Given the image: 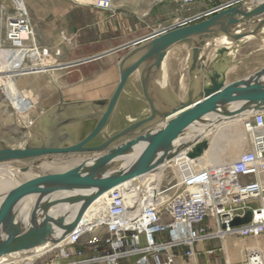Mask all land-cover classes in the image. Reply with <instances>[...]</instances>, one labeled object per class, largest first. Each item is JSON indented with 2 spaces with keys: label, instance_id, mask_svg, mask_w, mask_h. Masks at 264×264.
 <instances>
[{
  "label": "water",
  "instance_id": "95a60500",
  "mask_svg": "<svg viewBox=\"0 0 264 264\" xmlns=\"http://www.w3.org/2000/svg\"><path fill=\"white\" fill-rule=\"evenodd\" d=\"M264 33V0H233L220 6L208 16L191 18L164 28L129 45L132 48L121 58L118 67L120 79L109 98L82 102H64L50 108L40 117L41 130L23 146L14 147L0 138V163L30 162L49 154L103 153L75 163L66 170L54 171L27 181L9 204L2 216L0 227V258L17 251H25L47 243L53 229L45 221L27 231L15 224V208L20 200L48 184L64 181L89 193V204L106 191L140 175L157 169L175 154L170 151L176 137L195 119L218 102L250 101L252 109L264 107V67L249 77L228 81L230 69L237 63L235 54L250 38L262 39ZM218 39H225L219 43ZM191 43L187 58L188 83L180 96L170 85L163 84V64L169 52L178 44ZM215 56L208 61L209 54ZM134 73L139 76L143 97L148 105L147 115L133 120L114 134L108 127L126 84ZM235 113V112H234ZM39 119V118H38ZM96 124L83 138L75 139L78 128L85 121ZM162 123L160 127L157 124ZM103 141L90 144L99 136ZM142 150L131 166L113 174L100 176L98 168L122 155L134 146ZM203 151L197 148V152ZM96 156L98 157L96 159ZM89 160L95 170L82 178L80 169ZM97 168V169H96ZM251 212L237 217L233 225L247 223ZM79 218L65 227L66 235Z\"/></svg>",
  "mask_w": 264,
  "mask_h": 264
},
{
  "label": "built area",
  "instance_id": "2783aa9c",
  "mask_svg": "<svg viewBox=\"0 0 264 264\" xmlns=\"http://www.w3.org/2000/svg\"><path fill=\"white\" fill-rule=\"evenodd\" d=\"M190 7L212 0H175ZM227 4V3H226ZM12 11L6 18L5 36L0 44L11 52L8 63L31 62L28 54L35 53L38 60L51 54L50 48L36 41L35 29L26 0H12ZM97 8L111 10L113 0H96ZM203 10L198 16H208L220 6ZM191 19V18H190ZM61 54L60 49L54 56ZM32 63V62H31ZM30 63V64H31ZM54 62L51 67L58 66ZM51 67L29 68L16 71L49 70ZM14 71V70H13ZM12 70L9 71L13 72ZM0 89L5 94L3 85ZM16 110V109H15ZM250 136V147L232 162L231 179L225 175L215 179L214 169L202 168L188 173L179 181V188L163 201L156 196L152 185L135 186V204L129 201L125 182L109 190V195L97 197L93 206L104 202L105 210L95 222H80L65 235V243L50 250L19 260L0 264H177L179 252L188 259H195L197 245L217 241L218 246L207 253L225 251V240L236 235L240 238H257L264 234V107L252 110V116L244 122ZM148 174V173H146ZM144 174V176L146 175ZM224 185L219 191L216 184ZM161 194L165 192L162 190ZM101 199V200H100ZM251 212V219L241 225H233L237 217ZM98 232H103L99 236ZM246 264H264V254L258 250L244 249ZM56 252L55 255L47 257ZM21 260V261H20ZM20 261V262H19Z\"/></svg>",
  "mask_w": 264,
  "mask_h": 264
},
{
  "label": "rangeland",
  "instance_id": "374dc122",
  "mask_svg": "<svg viewBox=\"0 0 264 264\" xmlns=\"http://www.w3.org/2000/svg\"><path fill=\"white\" fill-rule=\"evenodd\" d=\"M35 1V0H33ZM70 1V0H66ZM81 2H90L95 5L96 0H79ZM27 2V0H26ZM47 3L50 1H46ZM28 6V4H27ZM12 0H0V44L3 42L5 36V24L6 18L9 13L12 11ZM183 5L175 0H113V9L118 10H126L130 11L133 14H144L148 17V29H158L165 26L167 23L171 21V17H174V12L178 11ZM29 13L32 17V10H30L29 6ZM34 24V21H33ZM35 27V26H34ZM35 37L36 41L38 42L37 33L35 29ZM253 42H256L260 49L253 52L251 54V61L244 65V68H241L239 71H232L231 72V79L236 78L237 76L249 73L256 68H263L264 67V33L262 34V39H252ZM39 43V42H38ZM190 43H182L174 49L173 53L169 55L166 72L168 74L169 79L175 85L177 89L183 92L182 85L187 82L188 79V72H187V47ZM0 45V64H4V66H0L2 68L5 67V62H8V56L11 53L8 49ZM2 49V50H1ZM52 58L54 62H62L60 59L62 55L58 57L54 56V50L50 49ZM56 51V50H55ZM61 54H62V50ZM58 58V61L55 59ZM248 64V65H247ZM247 66V67H246ZM34 69L40 68V65L31 66ZM27 66H23L19 64L16 69H12L13 74L4 72V79L14 84L12 91L9 90L8 85L0 81L1 84L4 86V91L6 93V97L11 103L7 100L5 95L0 89V138L5 140L9 145L14 147L23 146L26 141L31 137H36L35 131L41 130L40 124V117L50 109L53 105L59 103L61 99L64 102H82L94 99H102L109 98L113 88L116 85V81L111 80H102V81H80L74 79L66 85L67 89L65 91L64 82L62 80L55 79L51 80L45 77L40 83L42 86H50V90L48 92H44L42 94H37L29 88L31 91L28 93L31 94L33 99L37 101L36 106L32 99H29L25 96L24 91L19 85V80L21 77L25 76V74H39V70H34L28 72H19L16 71H24L29 70ZM6 73V74H5ZM10 75V76H9ZM137 73L133 74L128 81V84L125 87L124 94L128 93V90H132L136 87L138 90V94H141V90L139 88ZM12 77V79H11ZM237 80V79H236ZM133 82H135L136 86H133ZM32 85V84H30ZM134 87V88H133ZM28 89V90H29ZM97 92L101 94L100 96H90L82 95V92ZM26 92V91H25ZM65 92L72 93V95H65ZM13 94L18 96V99L14 97ZM133 93V90L131 91ZM104 95V96H103ZM142 96V94H141ZM143 97V96H142ZM144 98V97H143ZM30 102L31 108L30 111V118L25 120L24 123H20L19 121V113H23L25 111L28 112L24 106V104ZM16 109V110H15ZM140 105L135 100H130L126 106L125 111L118 116L117 119L113 120V124L109 127L108 132L109 134H114L120 131V127L124 126V124L129 121H133V118L127 119V114H131L137 116L140 112ZM33 110H36L33 112ZM29 117V116H28ZM39 118V119H38ZM36 119L38 121L36 122ZM34 123H37L34 128L30 129ZM93 126L92 121H85L78 126L77 134L75 139L83 138L88 131L91 130ZM102 137L99 136L94 142H97ZM207 145L204 151L198 155L197 157H179L171 162L170 168L164 173L163 178L159 181L158 189H159V196H161V201L170 198L174 193L175 190L179 187V181H181L185 175L190 172L196 171L205 167L210 164H223V163H230L234 161L239 154L243 152L246 146V139H245V132L242 124V120H232L230 122L223 123L220 127L213 133H211L207 137ZM250 147V136L248 135L247 140V147ZM245 149V150H246ZM98 154L103 153H80V154H49L42 157H39L35 160L30 162H23V161H11L0 163L1 168H9L12 171L20 170L19 176L23 177L24 172H32L36 174V177L43 176L45 174H50L53 172L51 169H44L42 167L43 163L45 162H55L59 164H65L68 160L73 161H82L85 158H89L91 156H95ZM80 159V161H79ZM23 172V173H22ZM22 173V174H21ZM225 178L231 179L230 174H226ZM25 180V179H24ZM165 190L161 194V188ZM5 190V188H0V191ZM173 191V192H172ZM99 236L103 235V232H98ZM234 238H240L236 235H233ZM264 237V234L262 235ZM227 248L229 253L233 256L234 262H241L242 261V251L244 248V244L233 240L228 241ZM219 245V244H218ZM217 245V246H218ZM216 246V247H217ZM56 252L49 254V256L55 255ZM24 264V263H23ZM243 264V263H240Z\"/></svg>",
  "mask_w": 264,
  "mask_h": 264
},
{
  "label": "crops",
  "instance_id": "0c3cea01",
  "mask_svg": "<svg viewBox=\"0 0 264 264\" xmlns=\"http://www.w3.org/2000/svg\"><path fill=\"white\" fill-rule=\"evenodd\" d=\"M46 1H50V3H47ZM231 1L233 0H212L208 3H199L190 7L183 6L178 11L173 13L174 17H171V21L165 26L158 29H148V17L144 14H133L130 11L118 10L113 8L111 10H103L97 8L96 5L90 2H81L79 0H27L29 8L30 10H32L31 19L32 23L34 21L33 26H35L34 29H36L37 38L39 42L38 44L42 47H47L54 51L57 49L62 50V54H60L62 55L60 58L62 59V62H59L58 66L51 67L49 70H46L39 74H25V76L21 77L18 81L19 85L24 91L25 96L34 101L35 106L37 101H35V98L33 99V97H31V94L28 92L31 90L37 92V94L48 92V90H50V86H42L40 83L43 79H45V77L51 80H54L55 77L58 80H62L64 82L63 89H65V91L67 89L66 85L68 84V82L74 79L80 81L111 80L116 81V87L120 79L118 64L121 58L132 48V46L129 45L135 43L136 41L142 38L150 36L164 28L182 23L190 18L198 16L203 10H206L216 5L226 4ZM252 39L254 38H250L245 41L236 52L235 59L237 63L230 69L227 75L228 81L246 78L251 74H254L256 71L262 69L258 67L249 73L231 79V72H236L239 71L241 68H244V65H246V63H249L252 59L250 55L254 54L253 52L260 49V46L256 42H253ZM190 47L191 43L187 47V58ZM175 48L176 46L173 49ZM214 56L215 50H213L209 54L208 61L211 60ZM55 61H58V58H56ZM137 78L139 88L141 90L140 92L142 94L139 76H137ZM169 83L171 87L177 93H179L180 96H183L185 94L188 79L187 82H185L186 87H183L182 85V88L184 90L183 92L177 89L170 79ZM133 86H136L135 82H133ZM115 87L113 88L111 94L113 93ZM29 88H31V90ZM132 90L134 94H131ZM132 90H128L127 94H124L123 91L118 101L109 127L113 124V120L117 119L118 116L125 111V106L130 100H135L140 105L141 109L137 116L127 114V119L133 118V120H136L147 115L148 105L145 99L142 97L143 94L142 96L141 94H138V90L136 89V87ZM87 94L93 97L101 95L95 92V90L94 92L89 93H86L84 91L82 92V95ZM111 94L109 96H111ZM65 95H72V93L65 92ZM35 111L36 110H34L33 112ZM90 121L93 122V126L91 128L92 130L96 124V121ZM131 122L132 121H129L128 119L124 126L120 127V129L126 127ZM161 125L162 123L157 124L156 127H160ZM219 127L220 126H218L214 130V132ZM102 141L103 138H101L97 142L93 141L90 144H98ZM179 157L190 156H187V154H181L175 157H171L170 159H166L164 161V164L161 166V169L152 171L149 174H157L158 180L160 181L163 178L167 168H170L171 162H173ZM158 185L155 188L156 191L158 190L157 196L161 200V196H159L160 192L158 189ZM177 190H175L174 192H176ZM230 240H233L234 242L238 241V243L241 242L244 244L241 262L233 261V256L229 253L227 248V243ZM224 244L226 247L225 251H216L214 254L211 255L207 253V250L209 248L216 247L218 245V242L211 241L206 243H199L197 245V254L195 259L186 258L182 250L181 252H179V255L176 258V263L246 264V254L244 249H252L257 245L264 248V237L260 236L257 238L248 237L237 239L233 236H229L228 238H226ZM133 259L134 258L125 259L122 263L129 264L130 261H132Z\"/></svg>",
  "mask_w": 264,
  "mask_h": 264
},
{
  "label": "bare ground",
  "instance_id": "6f19581e",
  "mask_svg": "<svg viewBox=\"0 0 264 264\" xmlns=\"http://www.w3.org/2000/svg\"><path fill=\"white\" fill-rule=\"evenodd\" d=\"M35 37V34H34ZM36 39V37H35ZM225 39H218V42L221 43ZM2 49H8L7 47ZM1 49V50H2ZM9 50V49H8ZM11 52H15L10 50ZM174 49H172L169 54L167 55L164 64H163V84L166 85L169 83V77L166 72L167 61L169 59V55L173 53ZM30 61L32 62H25L21 63L23 66L31 67L35 64H39L40 68L43 67H51L54 63L52 55L47 57H42V60H38V57L35 53L28 54ZM4 64H0V81L5 82L9 90L12 91L13 89V82L9 83L4 79V72L6 71L9 73L10 70L16 69L15 67L18 64H10L5 62ZM31 63V64H30ZM20 64V63H19ZM45 70H39V73L44 72ZM6 74V73H5ZM13 74V72H10ZM138 75V74H137ZM10 76V75H9ZM249 77V76H248ZM12 79V77H11ZM243 79V78H242ZM1 83V82H0ZM183 87H186L185 83ZM4 89V86H3ZM5 97L7 96L6 93L4 94ZM14 97L18 99L16 94H13ZM7 98V97H6ZM8 100V98H7ZM19 100V99H18ZM10 103L11 101L8 100ZM256 104L250 101H233V102H218L216 110H210L202 115L200 118L195 119L190 125H188L175 139L173 144V149L170 151V154H175L173 157L187 154L190 157H196L200 155L203 151L205 146L207 145V137L214 132V130L222 125L223 123L230 122L232 120H242L244 132H245V139H246V146L247 147V140H248V133L245 130L244 122L249 120L252 116V108ZM264 105V102L261 104ZM27 111L23 113H19V121L20 123H24L26 119L30 118V108L31 103L28 102L24 104ZM34 111V110H33ZM235 112V113H234ZM29 116V117H28ZM38 119H36V122ZM37 123H34L30 129L34 128ZM79 125H73L70 128L75 129L78 128ZM202 148L203 151L197 152V148ZM245 149L243 151H245ZM142 150L141 146H134L122 153V155L114 158L111 162L101 166L100 168H96L100 172V176H106L115 173L118 170L127 168L135 163L137 160L140 152ZM98 157L96 156V159ZM80 161V159H79ZM233 162V161H232ZM232 162L226 164H210L202 168L210 167L214 169L215 179L230 173L231 164ZM75 163L78 161L68 160L65 164H59L55 162H45L43 163L42 167L44 169H51L54 171H61L66 170L74 166ZM164 162L157 168L152 169L148 172V174L140 175L138 177L132 178L125 182L126 190L131 194L129 195V201L135 204V186L142 187L147 185H152L156 187L158 185V175L155 173H151L152 171L161 169V166ZM201 168V169H202ZM93 170H95V163L89 160L85 165L82 166L80 169V173L82 174L81 177L85 178L92 174ZM19 171L16 170L15 172L9 168H1L0 169V188H5V190L0 191V227L3 213L6 209V206L9 204L10 200L15 196L17 191L24 186L27 181H32L36 179V174L30 171L24 172V176H19ZM23 173V172H22ZM21 173V174H22ZM25 179V180H24ZM219 191L224 190V185L216 184ZM109 191L104 192L99 197L101 199L106 198L109 195ZM133 193V194H132ZM158 190L156 192L157 196ZM158 197V196H157ZM89 193L84 189H79L74 187L64 181H58L55 183L48 184L44 189L40 191H33L26 196H24L18 205L15 208V224H18L20 227L23 228L24 231H27L31 226L41 225L45 221L47 224L53 229L52 231V238L45 244L39 245L35 248L25 250V251H17L7 254L0 258V262H5L13 259L19 260L20 257L29 255L27 258L31 260L32 257L35 255L44 252L46 250H50L55 248L59 245H63L65 243V227L73 224L78 218L80 222H95V219H100L105 210L104 202H99L98 205L93 206L92 203L89 204ZM100 199V200H101ZM158 200L161 201L158 197ZM90 205V206H89ZM77 223V224H78ZM253 250H258L264 254V248L261 246H255L252 248ZM20 262V261H19ZM26 264H31V261H27Z\"/></svg>",
  "mask_w": 264,
  "mask_h": 264
}]
</instances>
